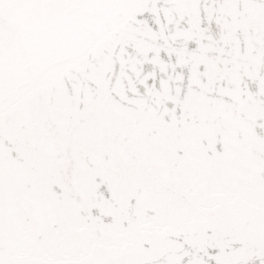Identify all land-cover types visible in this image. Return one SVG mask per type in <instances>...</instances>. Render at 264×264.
<instances>
[{"label": "snow or ice", "instance_id": "6c2138e0", "mask_svg": "<svg viewBox=\"0 0 264 264\" xmlns=\"http://www.w3.org/2000/svg\"><path fill=\"white\" fill-rule=\"evenodd\" d=\"M0 264H264V0H0Z\"/></svg>", "mask_w": 264, "mask_h": 264}]
</instances>
